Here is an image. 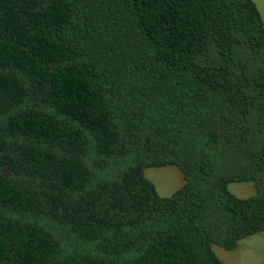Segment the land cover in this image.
Segmentation results:
<instances>
[{"label":"trees","instance_id":"1","mask_svg":"<svg viewBox=\"0 0 264 264\" xmlns=\"http://www.w3.org/2000/svg\"><path fill=\"white\" fill-rule=\"evenodd\" d=\"M263 230L253 0H0V264H224Z\"/></svg>","mask_w":264,"mask_h":264},{"label":"rangeland","instance_id":"2","mask_svg":"<svg viewBox=\"0 0 264 264\" xmlns=\"http://www.w3.org/2000/svg\"><path fill=\"white\" fill-rule=\"evenodd\" d=\"M253 1L264 21V0ZM145 175L153 181L160 195H169L183 183L180 170L172 165L147 167ZM228 188L238 197L251 196L255 191L250 182L230 183ZM212 248L224 264H264V230L241 239L232 250L217 245Z\"/></svg>","mask_w":264,"mask_h":264}]
</instances>
